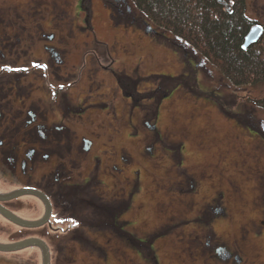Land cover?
Returning a JSON list of instances; mask_svg holds the SVG:
<instances>
[{"label":"rangeland","instance_id":"374dc122","mask_svg":"<svg viewBox=\"0 0 264 264\" xmlns=\"http://www.w3.org/2000/svg\"><path fill=\"white\" fill-rule=\"evenodd\" d=\"M24 1L10 3L21 9ZM41 1L30 20L38 22L39 11H47L42 26L54 32L53 45L63 49L60 72L69 73L68 92L83 100L80 111L68 114H82L75 132L69 126L70 137L75 135L71 140L81 135L98 139V178L105 184L91 177L87 189L94 199L119 193L117 202H127L122 218L129 220L125 228L131 232L125 245L114 238L109 246L99 240L109 252L107 262L85 253V247L83 252L72 249L75 243L69 240L55 251L59 240H52L50 249L44 238L50 264H264V109L257 105L264 80L232 84L189 49H172L161 35L145 33V25L132 15L138 12L119 16L117 1ZM4 4L9 12L11 5ZM84 7L90 9L87 22ZM246 14L264 26V0H246ZM108 47L109 56L103 57ZM45 65L34 55L26 64L38 70ZM120 73L139 92L133 103L117 90L113 76ZM168 74L185 75L176 84ZM64 83L54 86L61 92ZM120 154L125 155L121 160ZM107 162L118 169L110 172ZM90 167L85 163L79 172L69 171L75 175L71 182L82 184L86 178L81 175L94 176ZM10 181L0 178V186ZM40 204L34 196H21L13 208L20 217L37 219ZM79 210L82 215L81 206ZM15 229L0 218V242H11ZM34 233L47 235L42 228ZM214 242L239 254V261L211 256ZM0 264H41V252L35 246L0 252Z\"/></svg>","mask_w":264,"mask_h":264},{"label":"flooded vegetation","instance_id":"af4514ba","mask_svg":"<svg viewBox=\"0 0 264 264\" xmlns=\"http://www.w3.org/2000/svg\"><path fill=\"white\" fill-rule=\"evenodd\" d=\"M5 1L11 5L9 12L4 10V5H7L4 4ZM10 1L0 0V178L5 177L16 186L0 193L4 194L20 187H32L42 192L47 197L51 210L48 223L40 227L47 226L51 233H46L50 249L53 247L52 240H59L55 251L66 248L65 242L69 240L75 243L72 249L76 247L77 250V247H81L83 252L85 247V253L88 252L90 256L100 255L101 261L107 262L109 252L103 249V244L99 240L107 242L106 246L110 245L108 242L112 238L121 241L123 245L131 241V232L125 228L129 220L122 218L127 202L124 205L117 202L119 193L108 196V200H102L99 195V199H94V194L90 195L91 191L87 189L89 187L87 184L91 177L105 184L103 179L98 178V169L102 165L99 151H94L98 139L94 142L81 135L72 142L71 137L75 135L71 137L69 135V126L74 127L75 132L79 122L77 118L82 114L79 116L72 114L71 120L68 114L71 111H80L79 104L83 103V100L69 94V85L66 82L69 73L60 72L64 62L63 49L53 45L54 32L42 26L47 20V11H39L41 19L38 22L30 20L40 10L38 7L43 6L41 0H25L24 7L18 8L20 11L17 9V4ZM114 1L118 2L115 9L117 12H129L126 0ZM106 50L109 56V47ZM32 55L44 60L45 69L38 70L26 66ZM113 77L116 78L117 90L128 98L129 95L125 90L128 86L124 89V85L119 84L118 77L116 75ZM123 77L127 80L129 78L125 73ZM64 82L66 86H63L62 91L59 92L54 85ZM73 101L78 105H72ZM65 118L66 124L63 123ZM109 154L113 155V153ZM123 156L125 155L120 154L119 158ZM85 163L86 165L91 163L89 172L93 170L94 176H91V173L83 174L81 180L83 177L86 181L81 182L82 184L71 182L69 177L73 178L75 175H70L69 171L79 172L77 168ZM106 165L110 172L118 169L115 162H107ZM70 166L72 168H68ZM44 167L47 169L37 176V171ZM111 174L113 176V173ZM122 187L125 188L121 186L120 189ZM131 191L132 188L129 187L127 191L129 197H132ZM123 192L125 190L121 193ZM56 193L60 196L69 194L73 199V205L66 208L54 205L52 199L56 197ZM16 198L19 197L0 200V204L17 214L13 208L18 202L15 201ZM43 213L44 206L40 217ZM0 218L4 219L1 215ZM57 218L63 220L60 222ZM54 224L58 225L54 226ZM17 227L18 230H13L16 233L21 228L34 229ZM31 232L32 234L26 237H36L34 230ZM85 242L87 244H84ZM204 243L209 244L208 241ZM220 245L214 242L210 251L211 256L226 261L238 260L239 254L233 253L226 245ZM54 263L58 264V261Z\"/></svg>","mask_w":264,"mask_h":264},{"label":"trees","instance_id":"16d2710c","mask_svg":"<svg viewBox=\"0 0 264 264\" xmlns=\"http://www.w3.org/2000/svg\"><path fill=\"white\" fill-rule=\"evenodd\" d=\"M126 1L129 12L139 13V15L132 13L134 17L137 16L135 19L140 21L139 23L147 22L157 29L164 43H167L172 49H176L178 46L180 49H189L195 55H199L201 60L216 66L232 84L239 86L264 80V26H262V33L258 39L242 48L244 37L254 23L246 14V0ZM84 8L87 21L90 9L89 7ZM121 15L123 14H119V16ZM111 16L114 20L113 12H111ZM105 53L107 54L106 49L103 55L107 56ZM183 75L185 74L169 77L178 84L177 82L183 80L181 77ZM116 76L119 84L124 85V89L128 86L125 89L126 93L135 101L139 94L136 92V87L133 89L131 84L129 85V81L123 77V73L116 74ZM157 86L155 90H158ZM257 102V105L264 109V96ZM4 178L2 179L4 180ZM13 186L16 185L0 186V191H6ZM52 200L57 207L66 208L73 205V199L69 194L60 196L59 193H56V197ZM15 201H21V197L16 198ZM40 206L42 208L43 205L40 204ZM57 220L61 222L63 219L57 218ZM39 228L45 229L48 234H51L47 226L34 229L21 228L17 231L19 234L15 232L16 236L9 240L22 239L31 235L32 230L35 232ZM41 237L48 238L47 235Z\"/></svg>","mask_w":264,"mask_h":264},{"label":"water","instance_id":"95a60500","mask_svg":"<svg viewBox=\"0 0 264 264\" xmlns=\"http://www.w3.org/2000/svg\"><path fill=\"white\" fill-rule=\"evenodd\" d=\"M144 31L146 33L153 31L149 24L145 25ZM262 33V27L258 24H254L246 33L244 40L242 42V48L247 47L250 43L255 42ZM31 194L38 197L44 205L43 215L35 220L22 218L10 210L5 208L0 204V214L6 218L8 221L19 225L21 227H38L45 222H47L48 217L50 216V204L47 197L40 191L31 188V187H20L13 189L4 194L0 193V200H8L17 196ZM29 246H37L41 251V264H50V255L49 249L46 243L38 237H28L22 240L14 242H0V251L2 252H11L16 251Z\"/></svg>","mask_w":264,"mask_h":264}]
</instances>
